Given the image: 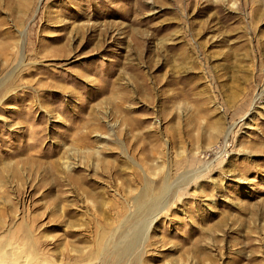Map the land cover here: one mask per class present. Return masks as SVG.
Returning <instances> with one entry per match:
<instances>
[{
	"label": "rangeland",
	"instance_id": "rangeland-1",
	"mask_svg": "<svg viewBox=\"0 0 264 264\" xmlns=\"http://www.w3.org/2000/svg\"><path fill=\"white\" fill-rule=\"evenodd\" d=\"M0 264H264V0H0Z\"/></svg>",
	"mask_w": 264,
	"mask_h": 264
},
{
	"label": "bare ground",
	"instance_id": "bare-ground-1",
	"mask_svg": "<svg viewBox=\"0 0 264 264\" xmlns=\"http://www.w3.org/2000/svg\"><path fill=\"white\" fill-rule=\"evenodd\" d=\"M146 192H147L146 190L142 191L141 194H140V196H138V197L136 198V204H137L139 207L143 206L142 204L144 203V199H145V197H146Z\"/></svg>",
	"mask_w": 264,
	"mask_h": 264
}]
</instances>
